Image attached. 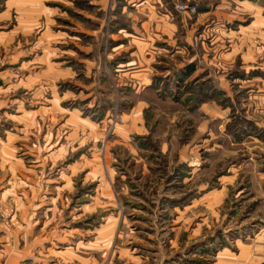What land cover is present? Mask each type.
Listing matches in <instances>:
<instances>
[{"label": "rangeland", "instance_id": "374dc122", "mask_svg": "<svg viewBox=\"0 0 264 264\" xmlns=\"http://www.w3.org/2000/svg\"><path fill=\"white\" fill-rule=\"evenodd\" d=\"M10 249L264 264V0H0Z\"/></svg>", "mask_w": 264, "mask_h": 264}, {"label": "crops", "instance_id": "0c3cea01", "mask_svg": "<svg viewBox=\"0 0 264 264\" xmlns=\"http://www.w3.org/2000/svg\"><path fill=\"white\" fill-rule=\"evenodd\" d=\"M11 250V249H10ZM15 251H12L11 250V254H16V252H17V249H14ZM21 259V258H20ZM18 261H19V259H17V257L14 255V257H9V258H7V260H6V262H5V264H18Z\"/></svg>", "mask_w": 264, "mask_h": 264}, {"label": "built area", "instance_id": "2783aa9c", "mask_svg": "<svg viewBox=\"0 0 264 264\" xmlns=\"http://www.w3.org/2000/svg\"><path fill=\"white\" fill-rule=\"evenodd\" d=\"M181 9H185L186 7L185 6H182V7H180Z\"/></svg>", "mask_w": 264, "mask_h": 264}]
</instances>
